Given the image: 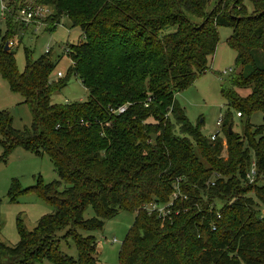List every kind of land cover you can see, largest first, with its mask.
<instances>
[{
	"label": "trees",
	"instance_id": "trees-1",
	"mask_svg": "<svg viewBox=\"0 0 264 264\" xmlns=\"http://www.w3.org/2000/svg\"><path fill=\"white\" fill-rule=\"evenodd\" d=\"M28 4L52 8L46 31L65 17L81 39L67 46L65 75L51 81L57 63L49 54L32 60L26 50L24 70L17 71L10 48L15 28L5 20L0 76L21 95L31 125L14 130L0 112V161L20 147L48 157L58 180L38 179L25 190L12 181L11 201L34 191L53 212L32 231L18 223L19 242H0V264H96L95 240L81 233L100 230L121 211L135 217L120 264H264L257 204L264 206V68L254 56L264 57V0H11L7 14ZM219 28L231 30L226 43L235 65L248 69L220 91L227 108L247 118L242 139L228 134L232 122L224 115L226 158L222 143L202 136L175 99L209 71ZM71 77L88 99L51 104ZM235 89L250 93L240 97ZM123 106L124 113H112ZM257 111L263 122L253 127L249 118ZM88 208L94 216L83 219ZM67 240L76 259L60 249Z\"/></svg>",
	"mask_w": 264,
	"mask_h": 264
},
{
	"label": "rangeland",
	"instance_id": "rangeland-1",
	"mask_svg": "<svg viewBox=\"0 0 264 264\" xmlns=\"http://www.w3.org/2000/svg\"><path fill=\"white\" fill-rule=\"evenodd\" d=\"M11 0H0V34L6 30V19L11 20L15 34L10 40V48L15 53L14 59L18 72H22L25 67V51H29L31 59L36 60L45 54V50L50 49L49 56L56 62L55 70L50 78L51 81L58 79L56 74L61 72L63 76L67 68L71 65L64 49L68 45L77 44L81 39L79 28H71L70 22L63 17L60 24L52 31H46L43 24L48 25L52 21V8L37 15V20L29 25H25L18 20L16 11L3 13V6H7ZM29 1V0H27ZM18 5V4H17ZM251 11V6L248 5ZM229 28H219V42L214 55L209 61V71L199 76L187 89L178 93L175 97L185 117L193 127H197L202 136L209 139L216 135L217 140L222 143L221 157L226 158V139L223 126H217V121L230 114L232 133L238 134L242 138L246 117H237L236 111L227 108L225 100L222 98L221 89L230 88V78L236 74L246 75L248 69L235 65L236 53L227 45L226 41L231 35ZM257 65L264 68V57L261 53H254ZM236 90V89H235ZM240 97L249 95V89L236 90ZM88 99L87 90L80 81L71 77L68 84L59 91H55L50 96V103L53 105H64L66 103L85 102ZM0 112L7 113L11 118V127L20 131L31 125V115L28 107L23 104L20 94L10 90L8 83L0 76ZM262 113L254 112L249 123L253 127L262 125ZM176 133L178 131L176 130ZM1 139V137H0ZM243 139V138H242ZM243 142V140H241ZM246 146V144H244ZM3 149L0 145V157ZM252 156V153H251ZM254 160V157H251ZM204 166L208 168L207 164ZM38 179L45 184L58 180L53 165L46 156H35L24 149L15 148L5 162L0 161V242L12 247L19 242L18 223L27 231H32L38 220L53 212V209L43 202L34 191H29L18 197L14 201L8 198V192L12 181L16 180L22 190L32 188ZM253 181V180H252ZM252 183V182H251ZM261 186V185H258ZM248 197L254 198L250 193ZM255 199V198H254ZM217 207H222V202L215 200ZM259 212L264 217V206L259 205ZM94 216L91 208H88L83 219ZM135 214L121 211L115 217L103 222L100 230L93 232H82L83 236H92L96 243V264H120L119 252L124 239L133 225ZM60 249L69 257L77 258V252L70 240L61 241Z\"/></svg>",
	"mask_w": 264,
	"mask_h": 264
},
{
	"label": "built area",
	"instance_id": "built-area-1",
	"mask_svg": "<svg viewBox=\"0 0 264 264\" xmlns=\"http://www.w3.org/2000/svg\"><path fill=\"white\" fill-rule=\"evenodd\" d=\"M3 13L5 15V13H7V6H3ZM43 11H48V8L47 7H41V6H31V5H25L21 8H19L17 11H16V14H17V17H18V20H20L22 23H24L25 25H29L31 24L32 22H34L35 20H37V15L42 13ZM68 47L66 46V48L64 49V52L67 53V50ZM50 53V49H46L45 50V54H49ZM63 76V74L61 72H58L56 74V77L57 78H61ZM125 112V106L123 107H119L117 108L116 110L112 111L113 114H117V115H120L122 113ZM237 117H239L240 115L239 114H236ZM222 124V118H220L218 121H217V126H221ZM217 139V136L216 135H213V136H210L209 137V140L211 142L215 141ZM247 180L249 181V183L252 182L253 178H254V168H252V170L250 171V173L246 176ZM149 208V207H148ZM150 209V208H149ZM153 210H157L158 212H160L163 216H166L168 214V210H164V208H155L153 206V208H151Z\"/></svg>",
	"mask_w": 264,
	"mask_h": 264
},
{
	"label": "water",
	"instance_id": "water-1",
	"mask_svg": "<svg viewBox=\"0 0 264 264\" xmlns=\"http://www.w3.org/2000/svg\"><path fill=\"white\" fill-rule=\"evenodd\" d=\"M4 50H5V51H8V50H9V46H8V44L5 45ZM231 133H232V130H231V127L229 126V127H228V134L231 135Z\"/></svg>",
	"mask_w": 264,
	"mask_h": 264
}]
</instances>
